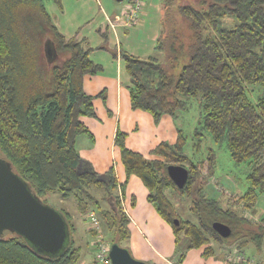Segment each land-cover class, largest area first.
Masks as SVG:
<instances>
[{
	"label": "trees",
	"instance_id": "trees-1",
	"mask_svg": "<svg viewBox=\"0 0 264 264\" xmlns=\"http://www.w3.org/2000/svg\"><path fill=\"white\" fill-rule=\"evenodd\" d=\"M56 2L62 7L61 0ZM177 2L172 3L177 7L171 8L167 33L156 48L166 54V64L120 51L130 78L131 107L150 113L158 123L164 115L177 117L187 111L189 101L199 98L196 137L209 134L215 143L227 145L236 163H248L249 189L240 199L241 213L208 197L206 188L215 169L213 152L204 176L200 164L183 152L186 141L181 132L176 144L163 143L154 150L158 160H148L128 149L126 134L118 131L115 144L121 162L128 178L143 182L149 202L172 228L176 243L185 236L191 249L205 247L206 256L213 255L214 242L219 248L254 246L261 251L264 221L254 223L243 212L253 209L264 195V89L256 104L249 100V92L264 88V0ZM167 3L173 6L170 0ZM48 48L57 54L53 64L46 55ZM93 51L85 39L62 34L42 0H0V156L44 203L48 194L58 193L64 199L75 198L83 214L97 210L113 239L111 245H121L131 237L130 219L118 195V190L124 194L126 183H118L113 169L101 178L86 169L76 146L77 138L89 133L80 119L94 116L84 77L103 71L91 59ZM118 55L114 53L115 58ZM169 165L189 170L183 189L169 178ZM93 190L104 194L108 209ZM169 191L189 199L196 222L178 215ZM59 212L71 233L62 255L40 254L23 237L7 232L0 238V264H77L81 250L73 240L75 225L68 212ZM214 223L230 227L231 236L220 237Z\"/></svg>",
	"mask_w": 264,
	"mask_h": 264
},
{
	"label": "crops",
	"instance_id": "crops-1",
	"mask_svg": "<svg viewBox=\"0 0 264 264\" xmlns=\"http://www.w3.org/2000/svg\"><path fill=\"white\" fill-rule=\"evenodd\" d=\"M144 10V9H143ZM144 11H142V14ZM120 63V60H118ZM105 73V72H104ZM84 91L93 98L94 116L82 117L80 120L89 133L80 135L76 146L80 157L87 164L86 169L93 170L100 178L106 177L113 169L118 183L124 186V207L130 219L131 237L127 241L132 256L148 264H237V253L240 256L264 264V246L258 251L254 246L239 249L238 246L214 247L213 255H205V247L199 255L194 253L198 249L190 248L188 238L176 237L172 228L160 217L154 205L149 200V192L143 182L135 177H127L121 162L120 151L115 144L118 131L126 134V146L135 153L143 155L148 160H158L154 150L165 143H177L180 131L177 129L174 118L164 115L158 123L150 113L133 110L131 107L130 90L119 80V76L110 73L87 75L84 77ZM224 192L223 189H219ZM241 198L236 197L241 205ZM222 202L224 200H221ZM224 203V202H223ZM258 203V202H257ZM244 217L254 223L264 221V196L257 208L244 212ZM78 239L73 240L78 247L80 243L87 248L77 264H96L97 237L91 232L87 220L73 222ZM79 230V231H78ZM78 231V232H76ZM81 241V242H79ZM239 249V252H238ZM187 252L184 258L183 253ZM250 255H247V254ZM182 254L179 261L176 258ZM183 259V260H182Z\"/></svg>",
	"mask_w": 264,
	"mask_h": 264
},
{
	"label": "rangeland",
	"instance_id": "rangeland-1",
	"mask_svg": "<svg viewBox=\"0 0 264 264\" xmlns=\"http://www.w3.org/2000/svg\"><path fill=\"white\" fill-rule=\"evenodd\" d=\"M42 1L59 31L67 38L85 39L87 45L94 49L91 59L103 67L101 74L110 73L112 77L119 76L120 82L125 87L129 86L130 78L125 71L120 51L143 60L156 58L161 64H166V54L156 48L160 45V40L164 39L165 33H167L168 15H171L172 9L175 10L174 7H177V1L179 0H176L177 4H172L174 0H170L173 6H167V0H145L144 13H141L138 22L132 25L123 23V18L119 22L115 20L117 17L122 16L129 0H124L121 3L116 0H61L62 7L56 0ZM177 20H179V17ZM115 52L119 54L117 58L114 56ZM118 60H120V63H118ZM180 67L181 64L177 66L174 72L179 73ZM262 89L264 88L260 86L249 92V100L252 104L258 102ZM188 104L187 111L178 114L174 118L177 129L185 137L186 145L183 152L194 163L200 164L204 176H208L207 159L213 152L215 158L214 176L208 180L206 193L210 198L219 201L224 200V206L236 208L241 213V205L236 201V197L241 198L249 189L247 178L250 170L248 163H236L231 158L227 145L215 143L209 134L204 133L203 137L197 138L196 131L199 128L200 120L199 98L191 99ZM219 189H223L224 192ZM92 193L94 197L101 201L102 207L106 209L107 204L102 200L104 194L97 190H93ZM169 194L170 201L178 215L183 220L196 222V217L190 211L189 199L178 196L177 191L171 192V196ZM263 196H260L258 203L260 201L261 204ZM44 200L45 204L53 209L68 212L72 222L85 221L86 219L89 224V212L95 214L101 222L104 239L108 243H112L113 239L104 227L97 210L90 209L87 214H83L79 211L75 198L64 199L58 193L48 194ZM258 203L255 208H257ZM73 237L74 240H77V233L73 234ZM182 238H185V236H182ZM213 245L218 246L215 242ZM79 246L82 248L83 256L87 246L83 243H80ZM121 246L128 249L127 242L122 243ZM225 246L228 245H223L222 248ZM234 247L236 246L234 245ZM201 252L198 249L193 254L199 255ZM183 255L184 258L187 257V252ZM238 256L240 255L237 253L236 258ZM181 257L182 254L176 258V261H179Z\"/></svg>",
	"mask_w": 264,
	"mask_h": 264
},
{
	"label": "water",
	"instance_id": "water-1",
	"mask_svg": "<svg viewBox=\"0 0 264 264\" xmlns=\"http://www.w3.org/2000/svg\"><path fill=\"white\" fill-rule=\"evenodd\" d=\"M118 3L124 0H116ZM46 55L50 63L57 60L54 48ZM168 176L181 190L189 179V170L179 165H169ZM179 225V220L174 221ZM214 231L222 238H229L232 230L225 224L214 223ZM23 237L38 253L58 257L67 249L71 233L64 216L45 204L23 180L12 164L0 156V238L5 233ZM112 264H148L135 259L128 249L117 243L111 245L109 253Z\"/></svg>",
	"mask_w": 264,
	"mask_h": 264
},
{
	"label": "built area",
	"instance_id": "built-area-1",
	"mask_svg": "<svg viewBox=\"0 0 264 264\" xmlns=\"http://www.w3.org/2000/svg\"><path fill=\"white\" fill-rule=\"evenodd\" d=\"M144 4L145 0H129L127 7L122 13L121 17H117L115 20L117 22L121 21L123 18V23L126 24H136L138 22V17L142 13L144 9ZM114 23V22H113ZM114 25V24H113ZM121 201H122V206L126 214L127 210L124 207L122 195L119 194ZM89 224L92 230L98 233L97 241H96V257H95V263L96 264H112L111 259L109 257V253L111 250V243H108L104 237H103V232H102V226L101 222L98 219V217L91 213L88 217ZM242 263V264H261L258 262H255L253 260H248L245 257L238 256L237 257V264Z\"/></svg>",
	"mask_w": 264,
	"mask_h": 264
}]
</instances>
